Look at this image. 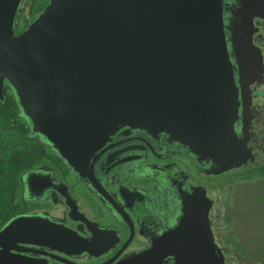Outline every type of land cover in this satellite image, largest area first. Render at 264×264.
Here are the masks:
<instances>
[{"label":"water","instance_id":"water-1","mask_svg":"<svg viewBox=\"0 0 264 264\" xmlns=\"http://www.w3.org/2000/svg\"><path fill=\"white\" fill-rule=\"evenodd\" d=\"M24 2L0 0V100L9 88L33 135L116 210L94 164L120 130L168 134L210 162L214 174L247 161V141L235 129L240 119L248 126L245 96L262 77L263 57L250 29L264 14V0H49L18 32ZM43 169L22 177L23 197L59 193L73 207L65 184ZM205 192L184 193L182 228L194 231L183 250L155 249V264L171 255L174 264H224L207 225L213 201ZM120 196L127 201L123 191ZM43 215H20L0 229V264H45L37 255L46 246L90 251L93 242L77 241L72 229ZM119 255L107 264L148 262L132 254L114 263Z\"/></svg>","mask_w":264,"mask_h":264},{"label":"flooded vegetation","instance_id":"flooded-vegetation-1","mask_svg":"<svg viewBox=\"0 0 264 264\" xmlns=\"http://www.w3.org/2000/svg\"><path fill=\"white\" fill-rule=\"evenodd\" d=\"M235 1L237 0H226V4H232ZM262 17H254L253 26L250 29L253 30V44L260 49L263 57L260 69L262 77L260 81L249 85L246 98L244 97L247 100L248 126H242L240 119L235 129L237 136L247 141L249 151L245 159L247 161L240 167L214 174L211 172L213 167L210 162L198 160L196 153L194 151L191 153L187 146L183 147L176 141H169L168 134L160 133L157 138H154L145 131L132 130L126 133L120 130L106 145V147L115 146L105 151L94 164V174L99 187L116 201L120 207L119 211L109 203V200L107 202L99 196L90 185L84 184L79 177L74 176L67 166L64 170L43 167L51 181H55L56 184H65L64 192L69 194L75 203L73 207H67L64 204L66 198L59 193H51L47 196L44 192L36 191L39 198H24L27 201H33L37 206L20 215L44 216L45 214L54 222L72 229L78 237L77 241H89L93 244L89 252L87 250L77 252V247L62 250L48 246L41 247L38 249L40 251L38 258L45 264H107L120 253L114 263L120 258L139 254L138 258L148 261L147 264H155L151 257L155 249L170 246L173 252L177 249L183 250L182 246L187 243L188 231H194L182 228L184 211L187 208L182 205L181 198L191 188L198 187L205 190L206 196L213 201L211 208L207 211V225L226 264L229 253H232L228 247L229 243L234 239L233 237L236 239L238 236L234 233H230L234 236L226 233L232 224L229 222L230 216L225 215V218H228L226 223L228 226L222 230L220 223L224 214L212 211L215 200L220 202V194L225 189V185L221 179L218 181L219 184L213 181L210 185L211 183L208 182L209 188L198 180L194 181L180 164L188 158L195 168V173L206 176L211 174L226 176L224 173H227L231 175L230 179L235 180V187L241 182L237 177L236 169L248 167L251 164H264V105L258 102L259 95L264 100V88L258 89L260 84L264 86V41L261 42L264 36L259 33L261 28L263 29L264 14ZM257 89L260 93H257ZM112 153H115L114 158L111 159L113 161L106 163V159ZM122 160L124 162L120 163ZM118 161L117 165L108 170ZM39 170L41 168L32 171ZM40 176L45 179L46 174ZM140 181L144 182L141 184ZM145 182L152 183L154 188H150ZM120 191H123L127 201L121 198ZM225 196L228 200L233 199L231 194L228 196L225 194ZM87 199L95 202L92 212L89 205L84 204ZM198 217L204 218V214L200 213ZM226 224L223 223L222 226ZM200 230L197 228L196 232ZM114 239H117L116 242L119 241L116 247L106 251L110 242L113 246ZM126 243L128 245L123 249ZM174 261L171 255L165 264H174Z\"/></svg>","mask_w":264,"mask_h":264},{"label":"trees","instance_id":"trees-1","mask_svg":"<svg viewBox=\"0 0 264 264\" xmlns=\"http://www.w3.org/2000/svg\"><path fill=\"white\" fill-rule=\"evenodd\" d=\"M49 0H25L19 15L18 32L26 28L47 6ZM0 100V229L10 220L31 209L33 201L23 197L22 177L29 171L43 167L66 168V163L48 144L34 136L29 122L22 116L21 108L12 91ZM238 172L240 181L264 178V164H251L248 171ZM242 256L249 258L246 247H237ZM240 249L248 252V255ZM228 256V254H227ZM231 256V259H228ZM229 253L226 264H243ZM253 259L257 260V258Z\"/></svg>","mask_w":264,"mask_h":264},{"label":"rangeland","instance_id":"rangeland-1","mask_svg":"<svg viewBox=\"0 0 264 264\" xmlns=\"http://www.w3.org/2000/svg\"><path fill=\"white\" fill-rule=\"evenodd\" d=\"M259 33L264 36V24L263 29L261 28ZM262 41L264 40L262 39L261 42ZM262 85L263 84H260L258 89L264 88ZM258 89L257 93H260ZM258 102L261 105H264V100L261 95L258 96ZM180 165L188 171V174L194 181L198 180L199 182L206 184L209 188L213 181H215L213 183L217 182L219 184L220 182L218 181L222 179L225 189L220 194V202L215 200V205L212 208V211H218L219 213L224 214V218H222L220 223V228H222V230H224L225 226H228V224H226L228 218H225V215L231 217L229 222L232 224H230L226 233H234L238 237L236 239L233 237L234 239L229 243L228 247L234 256L243 258L241 259L243 264H264V178L242 181L235 187V180H233V178L230 179L231 175H228L227 173H224L226 176L222 174L218 176L212 174L206 176L195 173V168L192 166V163L188 158L184 159ZM249 168H251V165L248 167L244 166L241 171H248ZM143 182L144 181H140L141 184ZM208 182L211 184L209 185ZM145 183L150 188H154L152 183ZM225 194H227V196L231 194L233 199L228 200ZM87 200L89 202H87ZM87 200L84 204L89 205L92 212L95 202L93 203L92 200ZM36 206L35 203H31V208ZM223 223L226 225L222 226ZM217 229L220 231L219 227ZM230 236L234 235L230 234ZM240 246L244 248L246 247L250 254L249 258L240 254V251L237 250V247ZM240 250L248 255V252L244 249ZM253 257L257 258V260L253 259ZM228 259H231V256Z\"/></svg>","mask_w":264,"mask_h":264},{"label":"clouds","instance_id":"clouds-1","mask_svg":"<svg viewBox=\"0 0 264 264\" xmlns=\"http://www.w3.org/2000/svg\"><path fill=\"white\" fill-rule=\"evenodd\" d=\"M256 26V25H255Z\"/></svg>","mask_w":264,"mask_h":264}]
</instances>
